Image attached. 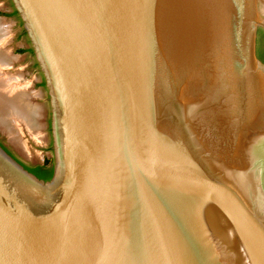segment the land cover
<instances>
[{
  "label": "water",
  "instance_id": "water-1",
  "mask_svg": "<svg viewBox=\"0 0 264 264\" xmlns=\"http://www.w3.org/2000/svg\"><path fill=\"white\" fill-rule=\"evenodd\" d=\"M11 2L54 173L0 145V264H264V0Z\"/></svg>",
  "mask_w": 264,
  "mask_h": 264
},
{
  "label": "flooded vegetation",
  "instance_id": "flooded-vegetation-1",
  "mask_svg": "<svg viewBox=\"0 0 264 264\" xmlns=\"http://www.w3.org/2000/svg\"><path fill=\"white\" fill-rule=\"evenodd\" d=\"M0 22L3 23L5 26V29L8 31L7 35V41L4 45V50L10 52L12 56L15 57L16 62L14 63L13 67H11L8 72L12 73L13 75H18L19 77V84L21 90L25 92L28 96V102L32 106H37L38 102H36V98L39 97V94L31 93V90L33 88L39 86L36 82H30L29 85L25 82L26 75L28 78L31 77V74L38 73L39 66L34 58L33 50L30 46L29 39L25 33V30L23 28V24L13 6V3L11 0H0ZM7 25V26H6ZM259 34L257 38V51L259 47ZM29 44V47H26L25 44ZM25 54H28V56L32 57V62L24 69H17L19 63L22 61L23 56ZM25 72H28V74L25 75ZM2 134L0 133V145L12 156L14 157L21 165H23L28 171L36 175L38 178L48 181L52 178L54 173V163L53 162H47L44 160L43 162L38 163H26L25 161L21 160L15 153L6 145L4 140L2 139Z\"/></svg>",
  "mask_w": 264,
  "mask_h": 264
},
{
  "label": "rangeland",
  "instance_id": "rangeland-1",
  "mask_svg": "<svg viewBox=\"0 0 264 264\" xmlns=\"http://www.w3.org/2000/svg\"><path fill=\"white\" fill-rule=\"evenodd\" d=\"M25 46L29 47V44L27 43ZM21 60L22 61L19 63L17 69L20 68L22 74V69H24V67L26 68L32 62L33 58L28 56V54H25ZM26 74H28V72H25V75ZM26 78L25 82L27 85L30 84L29 80L39 84V86L31 90V93L39 94V97L36 98V102H38L37 107L40 109L39 116L36 118V129L27 130L26 126L21 125L23 129L20 128V135L17 141L11 138L1 126L0 133L2 134V139L6 145L15 153V155L26 163L32 164L43 162L44 160L54 163L51 107L44 77L40 72V74L32 73L30 78L26 75Z\"/></svg>",
  "mask_w": 264,
  "mask_h": 264
},
{
  "label": "bare ground",
  "instance_id": "bare-ground-1",
  "mask_svg": "<svg viewBox=\"0 0 264 264\" xmlns=\"http://www.w3.org/2000/svg\"><path fill=\"white\" fill-rule=\"evenodd\" d=\"M4 26L0 22V126L17 141L21 125L26 126L27 130L36 129V118L40 109L28 102V96L21 90L19 84L20 76L8 72L16 59L10 52L4 50L8 35Z\"/></svg>",
  "mask_w": 264,
  "mask_h": 264
},
{
  "label": "trees",
  "instance_id": "trees-1",
  "mask_svg": "<svg viewBox=\"0 0 264 264\" xmlns=\"http://www.w3.org/2000/svg\"><path fill=\"white\" fill-rule=\"evenodd\" d=\"M260 38H259V47H258V51H257V55L259 57V59L264 63V32H260L259 33Z\"/></svg>",
  "mask_w": 264,
  "mask_h": 264
}]
</instances>
